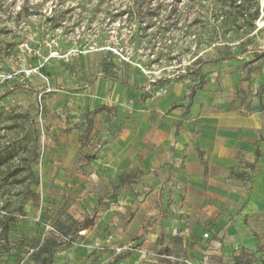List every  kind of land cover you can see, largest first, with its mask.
<instances>
[{
  "label": "rangeland",
  "instance_id": "374dc122",
  "mask_svg": "<svg viewBox=\"0 0 264 264\" xmlns=\"http://www.w3.org/2000/svg\"><path fill=\"white\" fill-rule=\"evenodd\" d=\"M133 1L0 0V264H168L171 255L182 257L180 240L168 239L160 222L175 210L170 192L151 199L152 191L133 192L148 168L109 166L102 134L108 108L92 113L85 102H64L91 89L105 70L128 91L126 106H148L178 82L190 91L204 87L206 63L241 59L242 72H251L264 62V7L258 0L253 27L231 10L232 28L223 25L226 6L246 2L254 10L256 0H150L152 9L132 20ZM214 14L219 37L211 44L205 18ZM61 133L77 138L62 144ZM59 159L69 160L61 170ZM148 199L151 206L132 223ZM86 216L91 226L68 237ZM210 231L207 245L234 248ZM260 248L242 247V255ZM229 258L211 264L236 263Z\"/></svg>",
  "mask_w": 264,
  "mask_h": 264
},
{
  "label": "crops",
  "instance_id": "0c3cea01",
  "mask_svg": "<svg viewBox=\"0 0 264 264\" xmlns=\"http://www.w3.org/2000/svg\"><path fill=\"white\" fill-rule=\"evenodd\" d=\"M243 64L241 59L206 63L204 87L190 91L186 83H175L148 106H126L128 91L105 74L64 102L72 108L85 102L92 113L100 104L108 108L102 113L107 116L102 134L109 166L148 168L134 179L133 192L152 191L150 199L163 188L170 192L175 210L162 214L160 222L168 239L181 242L176 246L182 257H171L191 264H211L227 255L238 262L245 257L242 247L259 244L260 250L248 255L255 263L264 259V62L246 73ZM76 138L75 133L59 135L62 144ZM62 160L59 170L69 161ZM151 203L141 202L132 223ZM207 228L217 238L226 236L234 248H223L219 241L207 245Z\"/></svg>",
  "mask_w": 264,
  "mask_h": 264
},
{
  "label": "trees",
  "instance_id": "16d2710c",
  "mask_svg": "<svg viewBox=\"0 0 264 264\" xmlns=\"http://www.w3.org/2000/svg\"><path fill=\"white\" fill-rule=\"evenodd\" d=\"M163 4H164V2H161V4H159L157 6L158 9H161L163 6H166ZM227 4H228V2H227ZM145 5H147V7H145ZM144 8H147L149 10L152 9V4H151L150 0L149 1L134 0L132 2L131 7H130L131 19L133 20V19H135L136 16L142 15V11ZM234 9L238 11L240 16L244 19V21H247L248 23H250L249 25H251L252 27L254 26V22H256V20L259 17L258 0H256V6L254 7V10H252L246 2H243L238 6H234V4H232V1H231L230 4L228 6H226V10L224 11L225 16L227 17L225 22L223 23L224 26L228 24L232 28L238 27L237 20L230 18L231 10H234ZM212 17L213 18H208V17L205 18V20H206L205 21L206 22V36L208 37L207 43L214 44L218 40L219 35H218V30H217L218 24L216 22L217 21L216 15L214 14ZM228 32H230V29H228ZM103 73L106 76L115 78L114 76H110V72L107 70H105ZM193 93H194V91L191 92V94H193ZM30 173H31V176L34 179H36L35 185H38V180H37L35 174L32 173L31 170H30ZM34 195L35 194L32 193V196H34ZM91 219H92L91 216H86L82 221L76 222L74 224V226L66 232L67 236L72 237L73 235L81 232L82 230L88 229L91 226ZM54 247L60 248L61 245L55 244ZM43 248H44L43 251L45 253H47L46 249L48 248V246L45 245V246H43ZM235 262H236L235 264H257L255 262H253L251 256H249L248 254L245 255V257L240 258V261H238V262L235 261ZM168 264H177V263L169 261Z\"/></svg>",
  "mask_w": 264,
  "mask_h": 264
},
{
  "label": "built area",
  "instance_id": "2783aa9c",
  "mask_svg": "<svg viewBox=\"0 0 264 264\" xmlns=\"http://www.w3.org/2000/svg\"><path fill=\"white\" fill-rule=\"evenodd\" d=\"M56 56H58L57 52L52 57H56ZM205 237H208V235H206ZM169 260H171L174 263H179V264H191L188 259H178V258L170 257Z\"/></svg>",
  "mask_w": 264,
  "mask_h": 264
},
{
  "label": "bare ground",
  "instance_id": "6f19581e",
  "mask_svg": "<svg viewBox=\"0 0 264 264\" xmlns=\"http://www.w3.org/2000/svg\"><path fill=\"white\" fill-rule=\"evenodd\" d=\"M262 2V6L264 7V0L261 1ZM264 14V13H263ZM263 19V18H262ZM258 26L261 28H264V21H259Z\"/></svg>",
  "mask_w": 264,
  "mask_h": 264
}]
</instances>
